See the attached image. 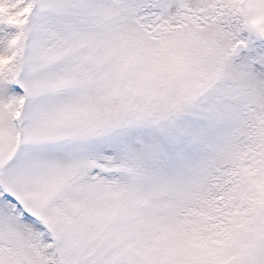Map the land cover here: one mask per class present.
Segmentation results:
<instances>
[{"label":"snow or ice","instance_id":"1","mask_svg":"<svg viewBox=\"0 0 264 264\" xmlns=\"http://www.w3.org/2000/svg\"><path fill=\"white\" fill-rule=\"evenodd\" d=\"M0 264H264V0H0Z\"/></svg>","mask_w":264,"mask_h":264}]
</instances>
